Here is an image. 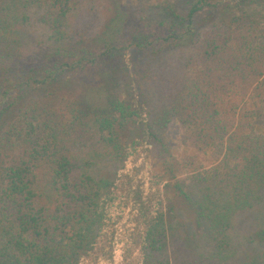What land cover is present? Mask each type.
<instances>
[{
    "label": "trees",
    "instance_id": "trees-1",
    "mask_svg": "<svg viewBox=\"0 0 264 264\" xmlns=\"http://www.w3.org/2000/svg\"><path fill=\"white\" fill-rule=\"evenodd\" d=\"M153 1L0 0V264H81L141 127L173 206L144 264H264V0Z\"/></svg>",
    "mask_w": 264,
    "mask_h": 264
},
{
    "label": "rangeland",
    "instance_id": "rangeland-1",
    "mask_svg": "<svg viewBox=\"0 0 264 264\" xmlns=\"http://www.w3.org/2000/svg\"><path fill=\"white\" fill-rule=\"evenodd\" d=\"M96 6L99 0H84ZM133 8V2H128ZM167 3L175 5L178 13L189 9V0H154L152 6L156 13H163ZM227 5V0L219 4ZM235 3L225 10L226 17L237 13ZM264 8V3H260ZM99 24V20L95 22ZM97 98V95H94ZM250 109L255 110L254 126L258 134H264V111L253 102ZM141 127V133L136 147L127 159L123 169L119 171L115 185L107 199L103 230L98 237L92 252L81 264H144L145 237L152 219L164 213L172 216L171 198L166 193L164 175L160 172V164L154 146ZM174 155L180 160L185 154L194 155L202 161L205 167L211 165L207 155L199 154L183 142V131L177 120L173 121L165 133ZM186 171H181L179 178L187 177Z\"/></svg>",
    "mask_w": 264,
    "mask_h": 264
}]
</instances>
